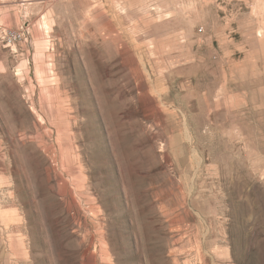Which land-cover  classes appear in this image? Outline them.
<instances>
[{"label":"rangeland","instance_id":"1","mask_svg":"<svg viewBox=\"0 0 264 264\" xmlns=\"http://www.w3.org/2000/svg\"><path fill=\"white\" fill-rule=\"evenodd\" d=\"M0 264H264V0H0Z\"/></svg>","mask_w":264,"mask_h":264},{"label":"built area","instance_id":"2","mask_svg":"<svg viewBox=\"0 0 264 264\" xmlns=\"http://www.w3.org/2000/svg\"><path fill=\"white\" fill-rule=\"evenodd\" d=\"M5 38L8 39L9 41L15 40L17 38H19V34H17L16 32L13 31H9L7 32L5 35Z\"/></svg>","mask_w":264,"mask_h":264}]
</instances>
